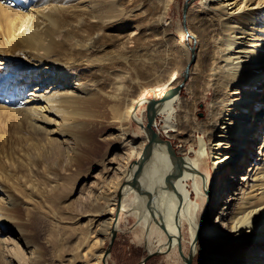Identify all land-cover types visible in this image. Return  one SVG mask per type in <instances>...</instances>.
Returning a JSON list of instances; mask_svg holds the SVG:
<instances>
[{
	"label": "bare ground",
	"instance_id": "bare-ground-1",
	"mask_svg": "<svg viewBox=\"0 0 264 264\" xmlns=\"http://www.w3.org/2000/svg\"><path fill=\"white\" fill-rule=\"evenodd\" d=\"M173 1L39 0L30 7L31 0H13L9 6L1 4L11 48L8 54L0 49V70L2 66H10L11 73H0V115L20 129L15 136L8 137L11 159L17 169L0 171L1 242L15 248L22 246L31 257L36 256L37 242L27 225L28 218H17L13 208L21 207L27 216L35 215L40 209L37 204L46 202L52 189L63 191L69 186L63 167L60 169L56 162L50 164L48 158L56 142L69 147L75 140V130L84 114L81 106L93 104L100 93L95 75L102 76L112 87L110 80L116 75L110 53L112 41L126 46L130 38L126 19L143 12V6L149 3L158 13L154 24L166 27ZM24 3L29 8H22ZM186 16L188 39L193 42V36L196 38V61L202 39L195 33L193 24L205 38L218 91L210 127L206 129L207 142L201 140L197 156L176 169L158 145L148 165H132L143 157L148 139L146 142L128 139L130 133L123 118L112 119L116 131L113 138L119 151L110 153L101 171L93 177L98 178L100 173L120 174V177L114 176L108 188L110 193L103 191L104 182L99 184L100 189L92 196L95 204L101 203L100 207L86 215L89 218L86 231H92L75 234L72 248L61 258L58 255L59 262L104 264L108 256L103 239L97 236L90 246L92 251L90 248L83 251L99 229H93V224L103 214L112 213L113 205L118 209L122 192V211L136 208L142 213L138 214L148 254L161 253L168 247L176 249L189 222L194 240L191 254L193 257L199 253L200 264H264V136L257 145L264 128V95L261 96L264 0H199ZM100 52L103 65H98L99 58L94 57V53ZM17 56L27 63L20 62ZM177 99L158 110L159 114L167 115L163 131L168 135L180 129L174 121L173 105ZM131 116L140 125L144 124L136 110H132ZM34 142L42 145L43 153L36 151ZM128 151L140 156L127 171L118 159ZM65 153L68 157V151ZM207 156L214 172L210 181L208 174H202L203 159ZM69 168L67 164L65 169ZM180 169H184V174L177 182L176 191L161 196L158 207L153 209L157 194ZM34 170L41 173L40 178L32 176ZM136 175L140 183L130 186L128 183ZM204 181L207 186L213 182V191L208 207L211 217L201 221L206 199ZM114 223L112 217L105 232L112 230ZM157 230L161 231L159 244L154 245L152 236ZM9 261L16 258L9 257Z\"/></svg>",
	"mask_w": 264,
	"mask_h": 264
},
{
	"label": "rangeland",
	"instance_id": "rangeland-1",
	"mask_svg": "<svg viewBox=\"0 0 264 264\" xmlns=\"http://www.w3.org/2000/svg\"><path fill=\"white\" fill-rule=\"evenodd\" d=\"M36 1L39 0H31L30 7H33V3ZM198 1L174 0L168 15V24L164 28L154 24L158 13L154 5L150 3L146 4V7L143 6V12L126 19L128 33L130 34L126 46L123 47L122 44L118 43L119 41L115 40L112 41L114 45L110 47V53L113 56L112 65L116 74L110 80L112 87L108 86L107 80L103 79L102 76L95 75L100 93L95 97L93 104H83L81 106L84 114L80 117V124L75 130V140L69 147L56 142L53 153L48 158L50 164L56 162L60 169L63 167L64 176L70 180L69 186L63 191L60 188L52 189L48 193L47 201L37 204L40 209L35 215L27 216L25 209L21 207L13 208L14 215L17 218H28L27 225L32 230L33 237L37 242L36 256L31 257L22 246L15 248L0 241V264H6L9 257L16 258V261H9V264H70L68 261L59 262L58 258L64 256L72 248L73 239L77 233L86 234L85 232L89 230L85 228L88 227L86 222L89 219L86 215L90 210L98 209L101 204H95L92 195L98 192L97 188L99 190V184L103 182L106 186L105 188L103 185V191L110 193L108 188L111 182L116 176L120 177V174H104L103 176L102 173L98 175V178L93 177V174L101 171L103 162L108 155L119 151V146L116 145V140L113 138L116 131L113 129L115 124L112 119L123 118L122 122L130 133L128 139L146 142L147 135L140 124L132 118V110L134 111L136 104L144 98H159L168 88L180 83L184 79V73L190 58L192 60L190 61L189 77L180 97L173 105L174 116L176 117L174 121L176 124L179 123L178 128L180 126V129L171 132L170 135L163 131V125L167 117L165 113L158 115L156 129L162 132L163 138L172 141L179 155H186L190 158L197 156L196 152L202 147L200 145L201 140L206 142L208 140L206 129L210 127L213 102L218 94L214 85V76L211 74L209 50L205 38L201 37L202 31L193 24L195 33L202 39L201 43L198 44L197 61L196 38L193 36L194 40L191 42L186 33L184 36V31L187 32L188 28L185 27V25L187 26V11ZM10 2H13V0H0V9L1 4L9 6ZM21 7L27 9L28 6L24 3ZM125 7L127 10L128 7L126 5ZM5 22V16L0 10V49L8 54L10 52L7 51L11 48V43L5 33ZM133 26L140 28L136 29ZM190 46L193 47L190 49L191 56ZM102 54V52L99 54L94 53V57L99 58L97 59L98 65L104 64L99 57L103 56ZM17 57L21 60V56ZM20 62L27 63L25 59ZM10 68V66H2L0 73L10 74ZM120 71H126L127 73L123 74ZM121 74L124 76H121ZM263 95L264 92L261 96L263 97ZM146 106L147 103L140 104L136 112L144 124L147 123ZM18 130L20 131L19 128H15L10 124L4 115H0V171H7V169L14 171L15 166L9 151L8 137L15 136ZM263 136L264 128L257 145H259ZM34 147L38 153H43V147L39 142H34ZM65 150L69 153L68 157ZM139 156L128 151L127 154L121 155V158L119 157L118 162L122 164L123 169L125 168L128 171L132 161L138 159ZM203 160L202 174H208V181L213 180L214 172L210 164L211 160L208 156ZM67 164L70 168L66 170ZM47 166L51 169L49 165ZM100 175L102 176L100 177ZM32 176L40 178L41 173L34 170ZM203 183L206 199L205 207L201 213V221L203 219L206 221L209 216L211 217L208 207L210 194L212 196L213 182H210L209 186H207V182L206 184L205 181ZM23 189L25 190V187ZM111 194L113 193L111 192ZM113 206L112 213L103 214L97 223L94 220L96 224H93V229L99 228V232L95 231L96 233L91 237L92 241L86 243L87 246L83 252L89 248L91 250L90 246L97 236L104 240L103 247L104 252H106L111 241L112 230L110 229L108 233L105 232V229L112 217L114 220L116 219L117 213V205ZM138 213L142 214L136 208L120 211L117 238L112 252L106 258L108 264H140L148 255L146 235L140 226V215ZM154 225L157 226L155 223ZM160 232V230H157L152 236L154 245L159 244ZM182 234L181 247L184 254L188 256L192 253V243L194 242L190 235L189 222L185 224ZM162 251L161 253L156 252L147 264H186L179 246L176 249L175 247H168ZM192 264H200L199 253L194 254L192 257Z\"/></svg>",
	"mask_w": 264,
	"mask_h": 264
},
{
	"label": "water",
	"instance_id": "water-1",
	"mask_svg": "<svg viewBox=\"0 0 264 264\" xmlns=\"http://www.w3.org/2000/svg\"><path fill=\"white\" fill-rule=\"evenodd\" d=\"M186 36L190 37V33L186 32ZM190 65L191 62L188 63L187 67H186V71L184 73V79L178 83L175 86H171L170 88H168L161 97L159 98H144L141 102L136 104V112L140 106V104L142 103H147L146 106V110H147V123L141 124L140 126H142V129L144 130V132L147 135V139H148V143L146 144L145 148H144V152H143V157L139 160V161H134L132 163V165H138V166H145L148 165V163L150 162L152 155H153V150L155 146H160L165 155L170 159L171 161V166L172 168L176 169L178 168V166L180 164H184L186 165L189 160L190 157L186 156V155H179L172 143L171 140L163 138L160 131L157 130V117L159 115V107L169 101H173L176 100L177 98L180 97V94L182 92V89L184 88L186 81L189 77V71H190ZM184 169H180L175 176L173 177H169V182L167 187H165L162 191H160L156 198L155 201L153 203V209L158 207V199L163 196L166 195L168 193L174 192L176 191V185L178 180L181 178V176L184 174ZM140 183V177L139 175H136L128 184L130 186H137ZM119 198L120 201L118 203V209H117V213H116V219H115V223H114V228L112 229V234H111V241L110 244L108 246V248L106 249V257L112 252V248L114 245V242L117 238V234H118V227H116L117 222H118V217L120 214V211H122V198H123V193L120 192L119 193ZM160 226L166 230V227L164 224L160 223ZM179 249H180V253L183 257V259L185 260L186 264H192V254H190L189 256H186L182 250L181 247V243L179 240ZM160 253V252H159ZM156 254V252L154 253H149L142 261L140 264H146V262ZM105 264L107 263V260H104Z\"/></svg>",
	"mask_w": 264,
	"mask_h": 264
},
{
	"label": "flooded vegetation",
	"instance_id": "flooded-vegetation-1",
	"mask_svg": "<svg viewBox=\"0 0 264 264\" xmlns=\"http://www.w3.org/2000/svg\"><path fill=\"white\" fill-rule=\"evenodd\" d=\"M151 258H152V257H151ZM151 258H150V259H151ZM150 259H149V260H150ZM149 260H148V261H149ZM148 261H147V262H148ZM147 262H146V264H147Z\"/></svg>",
	"mask_w": 264,
	"mask_h": 264
}]
</instances>
